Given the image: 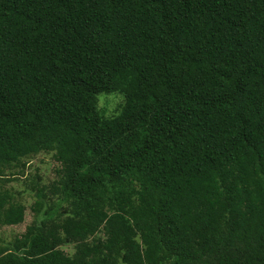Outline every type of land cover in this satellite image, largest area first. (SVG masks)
Listing matches in <instances>:
<instances>
[{
	"label": "trees",
	"instance_id": "16d2710c",
	"mask_svg": "<svg viewBox=\"0 0 264 264\" xmlns=\"http://www.w3.org/2000/svg\"><path fill=\"white\" fill-rule=\"evenodd\" d=\"M40 153L0 264H264V0H0V229Z\"/></svg>",
	"mask_w": 264,
	"mask_h": 264
},
{
	"label": "rangeland",
	"instance_id": "374dc122",
	"mask_svg": "<svg viewBox=\"0 0 264 264\" xmlns=\"http://www.w3.org/2000/svg\"><path fill=\"white\" fill-rule=\"evenodd\" d=\"M99 107L104 110L107 115L117 111L118 105L121 103V98L118 96L107 95L99 98ZM25 167L23 175L16 176L15 180L9 184L14 192H19L18 201L25 207L24 220L21 224L16 226L2 227L0 229V240L8 241L13 236L20 235L24 232L25 227L30 223L32 219V212L30 205L33 202L30 192L26 191V183H28L34 175L40 178L39 184H50L56 180L55 170L59 168V165L53 160L51 153H40L30 156L23 160ZM20 169H18L19 171ZM64 250L68 253L72 252V249L65 247Z\"/></svg>",
	"mask_w": 264,
	"mask_h": 264
}]
</instances>
